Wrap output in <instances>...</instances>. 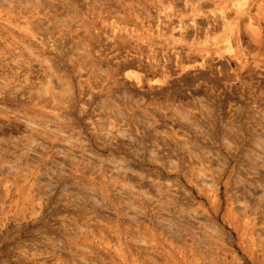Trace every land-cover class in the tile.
Returning a JSON list of instances; mask_svg holds the SVG:
<instances>
[{
	"label": "rangeland",
	"instance_id": "obj_1",
	"mask_svg": "<svg viewBox=\"0 0 264 264\" xmlns=\"http://www.w3.org/2000/svg\"><path fill=\"white\" fill-rule=\"evenodd\" d=\"M49 1L50 29L70 39L39 55L15 40L33 18L0 0L6 92L33 93L31 82L44 80L36 68H56L59 98L42 107L0 101V264H264V0ZM205 24L216 28L205 35ZM59 52L57 66L43 60ZM131 54L174 73L185 65L198 79L160 85L156 67L122 66ZM66 73L73 89L58 84ZM192 96L197 107L185 108L195 125L156 115L157 138L142 143V122L97 109L115 99L122 115H143L148 102ZM56 115L69 124L55 126ZM117 145L127 154L108 149Z\"/></svg>",
	"mask_w": 264,
	"mask_h": 264
},
{
	"label": "bare ground",
	"instance_id": "obj_2",
	"mask_svg": "<svg viewBox=\"0 0 264 264\" xmlns=\"http://www.w3.org/2000/svg\"><path fill=\"white\" fill-rule=\"evenodd\" d=\"M4 1H6V3L9 4V9H11V10L18 9L17 12L19 13L20 17L33 18L29 21L33 28L31 29V28L26 26L25 30L20 31L21 33H23V35H22L23 37L21 39L15 38L17 43H23V48H25L29 54L30 53H37V54L41 55V54H44L45 52H52L51 50L48 49V47L50 45L49 43H55L56 41H59L60 43H66L67 41H69V39H70L69 37H64L63 34H61L60 32L57 35L55 33V31L50 29V27L48 25V22L55 18V17H49L47 15L49 12V8L51 9V7L53 6V3H51L49 0H4ZM193 25L195 27L194 30H197L199 28V26L196 22H194ZM215 28L216 27L214 24H209V25L205 24V30H203V32L206 35V34H208V32H210L212 30L214 31ZM192 33H195V32H192ZM61 39H63V40L61 41ZM237 41L241 42L240 36L237 38ZM114 43H117L116 39L114 40ZM227 44L229 45V43H227ZM240 44L241 43H238V45H240ZM19 54H21V53H19ZM60 54H61V52H59L58 54L54 53V56L49 57V58L44 57L43 60L44 61H52V64L57 66L58 65L57 64L58 63V56L57 55H60ZM189 54H192V49L189 51ZM62 56H63V54H61V58H62ZM136 61H138V64H141V67L144 68L145 70L151 71L152 67H156V68H154V70L159 71L163 76V78L161 80H159L160 85H165V84H168L169 82L172 84L175 82L173 80L176 79L177 82L182 80L185 84H189L191 86L192 83H194L195 80L198 79L197 76H199V74H196V73H188L191 68L186 69V66L182 64L181 59L177 60V62H178L177 64L183 65L185 67V68H183L185 70V72L182 74L181 73H174L173 69H171V70L166 69V68H164L165 67L164 65L158 66L154 63H150L149 61H147L146 63H143V58L140 57L139 54H137V56L131 54V57H125V59L122 62V66L126 67V66L135 65ZM155 63H157V61H155ZM52 64H48L47 68L51 69ZM94 67H95V65L94 66L92 65L91 67H89V69L87 68V70H89L91 73H93L94 76H97V74L95 73ZM203 67H205V65ZM203 67H199L198 72H200ZM58 69H59V67H58ZM56 70L57 69L54 68L53 70L48 71V70H46V68L37 67L35 70V73H36L35 76L36 77H44V80H43V78L42 79L39 78L38 81H41V82H31L32 83L31 88L36 89V91L33 93H31L30 91L26 92V90H25L26 86H21L22 89H13L12 88V93H13L12 96H10L6 92L7 90L5 89L10 84V82H12V80L8 79V76L5 75L6 78L4 80L6 82H3V83L0 82V93H2L0 95V101H3V102L14 101L15 104L32 103L33 105L38 104L39 107H42L43 105L44 106L48 105L53 100L58 98V93H53V91L51 89V85H50V83L52 82V79L50 77L52 75H54V72ZM114 72L116 74V71H114ZM174 74H178V75H174ZM64 75L65 76H61L59 74L56 75V79L58 81V84L61 86V88H64V89H68V90L70 88L73 89L74 85L72 83V80L74 79V77L71 76L70 73H66ZM45 76H46V78H45ZM29 77L31 78V76H29ZM29 77H27L26 80H29L30 79ZM142 77L143 76H139V77L137 76L138 79L136 80V83H135L136 86H138V87L143 86V84L145 82L142 79ZM116 82H117V79H116ZM78 83H80L79 79H78ZM123 83H125V81H123ZM148 84L151 85L152 87L154 85H156V83L153 82V80H149ZM159 84H157V85H159ZM124 88H125L124 90L127 94H129L130 96L133 95V93L131 91L130 92L128 91L126 86ZM1 89H4V90L2 91ZM24 92H26V93L24 96H22L24 94ZM170 92H172V91H170ZM19 93H21V94H19ZM45 93L46 94L48 93V95L45 96L46 95ZM101 95L102 94L97 93V92L94 93L92 95V99L90 100L91 103L93 101H95L96 97H98V96L101 97ZM177 95H181L180 98L186 97L182 91H178ZM180 98H178V100H179L178 104H174V101L164 102V105H161L158 102L156 104H153L152 102H148L147 106H144L142 109L144 111L143 115H140L137 110H132V112L126 111L122 115L119 111H123V108L120 104L115 103V99H111L112 103H107L106 101L103 102V100H100L101 104L97 107V109L100 108L101 110L99 111V113H102V114L111 115V114L117 113L120 116L119 119L122 121L123 124H126V122L128 124H132L133 122L135 124H139V122H142V126H141L142 131L140 132V135L138 137L139 142L142 143L144 140H148V141L151 140L152 137L157 138V135H154L152 132L149 133L150 131L155 130V126L153 125L152 127H149V124H153L154 122L158 121V118L155 117L156 115L160 114L162 117H169L171 120L176 121V123L183 125V127H185V125L191 126V124L195 125L197 123L196 120H193V117H195V114H193L191 110L186 109L185 107L188 105H192L193 107H197V104L199 103V101L196 98H194L193 96L191 98H186L185 100H182ZM140 99H143V97L138 94V99H136L137 100L135 102L136 105H134V106H139V105L141 106V104L139 102ZM129 102L128 101L124 102L125 107L126 108H133V105L131 106V102L130 103ZM71 103H72V100H71ZM200 103H203L202 106H204L205 109L207 111H209V108L207 106L208 100L200 99ZM70 104L68 105V107H71V105L73 103L71 105ZM65 108H66V106H65ZM64 111H72V110L67 109ZM85 113H87V110L85 111ZM209 115L210 114H208V113H203L202 110L200 109V116L202 118H204V122H206L209 126H211L212 130H216L215 125L211 124V122H212L211 119H209L207 117ZM60 117H65V116L56 115L54 117L55 123H56L55 126L62 127L63 124H67V125L69 124V122L65 121L66 119L60 118ZM58 119H59V121H58ZM132 119H133V121H132ZM214 120L216 121L215 118H214ZM44 121H45V125H49L48 119H46ZM34 125L35 124L33 122H31L29 119H25V121H24L25 127H29L31 129L32 127H34ZM150 128H152V129H150ZM228 129L229 128H224V131L230 132ZM118 131L121 132L120 129H118ZM250 134L252 135L251 132H250ZM147 145H150V144L148 143ZM101 149L104 150V147ZM108 149L113 153L119 151V152H124L125 154H127V151L123 150V148L120 145H117L115 147L111 146ZM112 167L116 168V167H121V166H118L117 164L113 163Z\"/></svg>",
	"mask_w": 264,
	"mask_h": 264
}]
</instances>
